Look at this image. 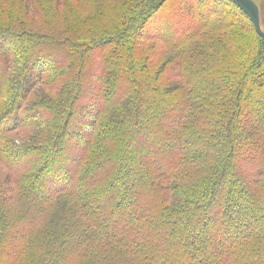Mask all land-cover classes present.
I'll return each instance as SVG.
<instances>
[{
	"label": "trees",
	"instance_id": "1",
	"mask_svg": "<svg viewBox=\"0 0 264 264\" xmlns=\"http://www.w3.org/2000/svg\"><path fill=\"white\" fill-rule=\"evenodd\" d=\"M73 1L0 0V264H264L252 22Z\"/></svg>",
	"mask_w": 264,
	"mask_h": 264
},
{
	"label": "rangeland",
	"instance_id": "2",
	"mask_svg": "<svg viewBox=\"0 0 264 264\" xmlns=\"http://www.w3.org/2000/svg\"><path fill=\"white\" fill-rule=\"evenodd\" d=\"M2 1V0H1ZM21 2L23 0H11V2ZM260 8V19H261V26H262V29L264 31V0H253ZM11 2H9V5H11ZM12 2V3H13ZM73 8H75V10L78 12V13H81L83 14L84 11L82 10L81 6L78 5L77 2L73 1V0H70ZM181 2H184L186 7L189 5V6H193L195 4V7H197L198 4L201 3L202 5V1L200 0H170L168 2V5H174V9H162L160 10V13L159 15L162 16L161 19H157V25H153L148 31L149 33L152 35L154 33H157L159 31H162V25L163 23L166 22L167 19H170V24L174 25L175 22H176V19H177V24H176V27L173 26V29H177V28H181L183 27L184 25H182V21H183V17L182 16H179L178 18L176 17H171L173 16L172 14L174 13H182L183 9H182V5L180 4ZM188 5H187V4ZM184 5V4H183ZM207 8H210V9H213V14L215 12V9H217L219 12H224V13H227L229 16H231V19L233 18L235 21H237V29H238V35L241 37L240 40L238 41V45H241V46H246V47H255V46H259L260 43H262V40L258 37V35L256 34L255 32V29L254 27L252 26L251 24V21L249 20V18L247 17V15L235 4H232L231 2H228L226 0H211V3L210 4H206ZM18 8V7H17ZM48 10H49V6L46 7ZM193 8V12H196V14L200 13V6L196 8L192 7ZM16 12H18L20 9H15ZM65 10V9H63ZM67 12V11H66ZM4 14L6 12H3ZM68 13V12H67ZM197 14V15H198ZM201 14V13H200ZM1 16H3V14L1 13L0 14ZM202 15V14H201ZM170 16V17H169ZM167 17V18H166ZM21 18V16H20ZM31 20V16H29L28 18H25V21H30ZM30 27H33L35 29H38L40 30V28H37L35 27V24H32V25H28ZM175 27V28H174ZM3 43H5L6 45L7 44H10L11 43V39L9 37H3L2 39ZM151 45V44H149ZM94 73V72H93ZM91 84L94 83V82H90ZM93 85V84H92ZM91 85V86H92ZM34 94H38V92H35ZM83 101L80 102V104H82ZM24 114V112H23ZM22 121V120H21ZM82 126V124H80ZM87 126V125H85ZM78 130L79 132H81L80 129H76ZM24 132H28V130H23ZM75 153V149L74 148H71L70 151H69V157L70 159L72 158V156L74 155Z\"/></svg>",
	"mask_w": 264,
	"mask_h": 264
},
{
	"label": "water",
	"instance_id": "3",
	"mask_svg": "<svg viewBox=\"0 0 264 264\" xmlns=\"http://www.w3.org/2000/svg\"><path fill=\"white\" fill-rule=\"evenodd\" d=\"M251 20L257 34L264 40V31L261 26L260 8L253 0H231Z\"/></svg>",
	"mask_w": 264,
	"mask_h": 264
}]
</instances>
